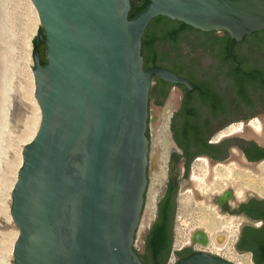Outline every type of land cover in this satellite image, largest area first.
I'll return each instance as SVG.
<instances>
[{
	"label": "water",
	"instance_id": "obj_1",
	"mask_svg": "<svg viewBox=\"0 0 264 264\" xmlns=\"http://www.w3.org/2000/svg\"><path fill=\"white\" fill-rule=\"evenodd\" d=\"M142 1L147 3L135 13L132 4L136 0H31L40 21L38 40L44 44L45 62L40 63L34 49L32 75L40 123L21 151L22 162L11 191L10 217L18 232L13 264H144L139 256L170 182L176 187L174 221L177 193L187 187L195 159L180 180L183 154L171 151L156 219L142 235L144 246L136 251L134 241L148 185V116L157 129L180 98L175 89L173 97L158 104L152 90L148 103L151 78L191 88L188 81L164 68L143 69L144 31L159 16L205 33L225 32L230 43L264 31V0ZM255 51L264 64V51ZM199 52H195L198 75L215 78L216 71L208 67L210 60ZM220 80V93L229 101L228 119L234 123L257 117L262 124L259 136L243 122L242 133L227 139L253 142L264 149V104L257 102L251 115L249 107L233 100L232 80ZM177 115L170 121L174 142V130L182 123ZM233 149L239 157L232 156ZM232 159L259 173L255 169L258 162L247 161L237 147L220 162ZM228 193L235 203L229 211H237L239 204L230 190L212 199L217 204ZM246 196L264 201L252 192ZM218 209L236 217L219 205ZM246 225L242 223L240 229ZM206 243L205 234L195 231L190 247L174 251L173 264H232L193 251L194 244Z\"/></svg>",
	"mask_w": 264,
	"mask_h": 264
},
{
	"label": "rangeland",
	"instance_id": "obj_2",
	"mask_svg": "<svg viewBox=\"0 0 264 264\" xmlns=\"http://www.w3.org/2000/svg\"><path fill=\"white\" fill-rule=\"evenodd\" d=\"M39 29L40 24L37 23L30 5H28L25 0H0V264H13L10 248L14 237L13 233L16 231V228L10 218V207L12 202L11 190L14 183L15 169H17L18 155H20L23 147L26 145V140L32 136L30 133H33L36 127L35 118L37 115L31 99V94H28V91L31 92V86L28 83V75L26 77L25 75L31 73L32 67L34 66L32 58V52L34 50L33 39L38 38ZM28 38L31 39L32 46L30 54L27 57V54L22 51V43L23 40L26 42ZM26 81L28 82L26 83ZM26 85L29 86L27 87ZM254 119L259 120L255 117L250 118L249 122L254 121V123L257 124V121ZM238 123L243 122L237 121L216 131L209 141L212 143L220 142V140H223L225 137L236 135V133H230V130L237 126ZM151 125V117L148 116V185L144 196V206L154 195L153 192H157L156 196L159 198L168 177L171 157V152L169 153L165 145L159 140L161 154L159 160L160 169L159 171L156 170V172L155 170L152 171L151 157L155 138L151 135ZM27 133H29L30 136ZM169 133L171 135V130ZM223 135L225 136L223 137ZM175 153L177 155H182L178 146H176ZM204 159L207 158L200 156L193 160L190 166L188 185L184 190L177 193L176 211L172 230V245L167 264L175 262L174 251H181L185 247H190L192 234H194L195 231L203 232L207 238V243L205 246L194 244L192 246L194 252L202 251L222 258L232 264H252L249 254H238L234 248L240 226L242 223L247 224V221L240 216L233 217L228 215V213L221 214L212 196H221L223 193L230 190L232 198L236 202L234 194L235 190H237L239 193L244 194L243 199L237 201V204L246 200L247 196L245 194L248 191L252 192L257 198L264 199V186L262 185L264 175L261 173L255 174L246 168L234 167L233 165L228 167L218 166L219 169L225 171V180L216 181L210 186L208 191L203 188L204 184L201 182V188H199V192L196 195L198 199L195 200L191 188H189L191 187L190 174L193 172L196 178L201 179L203 177ZM230 161L231 160L225 163H215L228 164ZM183 170L184 166L181 162L180 180L185 175ZM246 177L250 178L252 181H256V188L246 187L244 181V179H247ZM233 184H236L234 188ZM204 191H206L209 196L206 201H204L203 198ZM158 198L156 200L155 215ZM180 203L182 205H180ZM228 203L230 206L235 207V204H233L234 202L231 203L230 199ZM155 219L156 217L154 220ZM212 219L224 226L230 233L228 243L223 250L217 251L211 246L209 229H207V226ZM188 241L189 243H187ZM141 246H144V241ZM134 249L136 251L140 250V246L137 244V236H135Z\"/></svg>",
	"mask_w": 264,
	"mask_h": 264
},
{
	"label": "flooded vegetation",
	"instance_id": "obj_3",
	"mask_svg": "<svg viewBox=\"0 0 264 264\" xmlns=\"http://www.w3.org/2000/svg\"><path fill=\"white\" fill-rule=\"evenodd\" d=\"M142 3L143 1L139 4L132 5V7L135 8ZM157 18H163L169 21H162L160 23L157 21ZM179 26L178 21L170 20L162 16L156 17L150 22L143 33L141 41L143 69L164 68L172 72L174 75L188 81L191 88L187 89L185 85L172 84L158 77L152 76L151 81L153 86L149 90L148 103L151 101L150 93L152 90H155L156 92V103L158 104L163 100L165 103L170 92L173 89L177 90L180 95L179 104L172 113L171 119L178 114L176 117L181 119L182 123L180 127L178 126L177 130H174V134L181 131L182 126L186 123L185 121H188L191 125H198L199 131L208 136L207 144L216 147L215 157L210 156L201 149H192L191 154L193 155V158L191 161L200 156H206L216 162L224 161L229 155L230 149L232 147H237L247 161L251 163L261 162L264 158L258 160L255 158L260 154H263V152H257L253 146L257 145L253 142L247 141L242 144L236 140L227 139L228 137H225L224 140H220V142L212 143L209 141V138L214 132H216V130H220L233 122L227 117V104L229 101L225 99V96H223L219 90V83L221 82L220 78L222 77L227 80L225 70L228 71L234 69L238 75H242L243 70L255 72L256 76L252 78V83H245L247 102L242 101L236 93L235 88L232 86L234 92L233 100L249 107L251 115L254 114V109L252 108L257 102L264 104V64L261 61L258 52L255 51V49L264 51V31L254 32L251 35L244 36L239 42L232 41L230 43V38L225 32H202V34H197L187 30L175 35L176 38H174L173 31ZM39 43L40 47L37 49L38 53L40 52L39 57L41 55L42 58L45 59L44 44L42 42ZM198 50L200 51L199 54L201 57L205 56L210 60L208 67L213 68L216 71L215 78L210 77L208 74L198 75L197 69L199 71V64L195 56V52ZM223 56L225 57L223 58ZM178 68L184 69L181 74L175 73ZM188 75L191 79L186 77ZM198 83L206 85L207 88L214 93L212 97L226 102V107L224 108V114L222 116L214 118L215 116L210 113V107L203 104V101L205 100L202 96L197 94L193 88V84ZM203 109H206L207 113H204ZM192 111L197 113L195 119L192 116ZM243 122L248 123L249 120ZM175 144L178 146L176 141ZM178 148L183 154L182 149L179 146ZM182 163L184 166L183 173H187L189 166H187V161L184 157ZM229 198L230 194H225L221 199L217 200V204L221 208L227 209L229 213L235 214L236 216H243L246 219L247 225L240 229L236 240V250L241 254H249L251 263L256 264L255 254L259 251L258 246L259 244H264V201H254V198L249 196L248 199L238 205L237 211L230 212L229 208L235 207L229 205ZM174 201L173 198V202ZM195 240L200 242L198 239ZM240 244L242 249L238 248V245ZM178 255L184 257L188 254L182 255V253H179Z\"/></svg>",
	"mask_w": 264,
	"mask_h": 264
},
{
	"label": "trees",
	"instance_id": "obj_4",
	"mask_svg": "<svg viewBox=\"0 0 264 264\" xmlns=\"http://www.w3.org/2000/svg\"><path fill=\"white\" fill-rule=\"evenodd\" d=\"M142 0H136L132 5L139 4ZM143 1L142 6L135 7V13L139 12L143 6L146 4ZM133 14L130 15L132 17ZM158 22L169 21L163 18H157ZM179 27L173 31V37L178 35L183 31L190 30L197 34H202L201 31L195 30L181 22H179ZM41 31V28L39 29ZM201 32V33H200ZM259 35V34H258ZM39 40L37 38L33 39V48L38 49ZM226 51V49H225ZM40 53V52H39ZM225 56H223L224 58ZM45 59L40 55V63L43 64ZM183 68H178L175 71L176 74H181ZM256 76L255 72L243 70L242 75H238L234 69L226 71V79L232 80V86L235 88L236 93L242 99L243 102L246 101L245 95V83L251 82L252 78ZM258 76V75H257ZM187 78L191 77L188 75ZM194 91L203 97L205 101L203 104L210 107V113L218 118L224 114V108L226 107V102L218 100L213 96V92L207 88L206 85L198 83L193 84ZM210 96V97H207ZM208 98V99H207ZM192 116L195 119L197 113L192 111ZM182 126L181 131L175 134V141L177 145L183 151V157L187 161V166H189L193 155L191 154L192 149H201L208 153L210 156L215 157L216 147L207 144L208 136L199 131V126L196 124H189L188 121ZM191 123V122H190ZM257 152H263L260 154L256 160L264 158V150L253 145ZM175 195V185L170 182L165 200L159 205L158 217L154 224L152 225L150 232L146 239L145 251L143 255L139 256L140 260L144 264H166L171 251L172 245V230H173V212H174V202L173 198ZM259 251L255 254L256 264H264V244H259ZM238 248L242 249L241 244ZM179 253H177L178 255Z\"/></svg>",
	"mask_w": 264,
	"mask_h": 264
},
{
	"label": "bare ground",
	"instance_id": "obj_5",
	"mask_svg": "<svg viewBox=\"0 0 264 264\" xmlns=\"http://www.w3.org/2000/svg\"><path fill=\"white\" fill-rule=\"evenodd\" d=\"M25 1H26V3L28 5H30V7H31V9H32V11H33V13H34V15L36 17L37 23L40 24V21H39V18H38V14L36 12V9H35L34 5L31 2V0H25ZM24 41L25 40H23V43H22V51L25 52L27 54V57H28V55L30 54V51H31V46H32L31 45V39L28 38L26 40V42H24ZM28 70H27V72H28ZM26 76H27V78L29 80V82L26 81V83L28 82L30 84V86H31V92L28 91V94L29 93L31 94V99L33 101L34 108H35L36 115H37L36 118H35L36 119L35 130H34L33 133L29 132L32 136H30L29 133H27L30 136V138L28 137L29 138L28 140L25 139L26 140V144H27L28 142H30L34 138V136H35V134H36V132L38 130L39 123H40V111H39L38 105L36 104V101L34 99V79H33L32 72L29 73V74L27 73L25 75V77ZM174 92H175V89H173L170 92L168 98L173 97ZM172 113L173 112L169 113L166 118L162 119V121H161V123H160V125H159V127L157 129H154L152 127V125H151V132H152L151 135H152L153 138H155V144L153 145V151H152V157H151V165H152V171L155 170V172H156V170L159 171V169H160L159 168L160 167L159 166V160H160L161 154H160V146H159V142L158 141L161 140V142L165 145V147H166V149H167V151L169 153L172 150L176 151V146H175V144H174V142H173V140L171 138V135L169 133L170 132V130H169V124L170 123L169 122L171 120ZM254 120H256V119H254ZM256 121H257V124H255L254 121L248 122L247 127L250 129V131L254 135L259 136L260 134H262V124H261L260 120H256ZM242 129H243V123H238L237 126L233 127L230 130V133L239 134V133H242ZM224 136L225 135H223V137ZM18 156L19 157L17 159L18 160L17 161L18 162L17 163V169H15L16 171L14 173V183L16 182L17 172H18V169H19V167L21 165V162H22L21 153ZM232 156L239 157V154H238V152L236 150L233 149L232 150ZM203 165H204V175H203V177L201 179L200 178H196L195 174L193 172L190 174L191 187H189V188H191V191H192V193L194 195V199L195 200L198 199V197L196 195L199 192V188H201L200 187V183L201 182L204 184L203 188L206 191H208L210 186L213 183H215L216 181H220V180L224 181L225 180V178H226L225 177V171L222 170V169H219L218 166L228 167L230 165H233L234 167H243V168H246L247 170L251 171L247 167L242 166L238 161H236L234 159H232L230 161V163H228V164L211 163L209 160L204 159L203 160ZM255 169L259 173L264 175V161H261L260 163H257ZM251 172H253V171H251ZM255 174H257V173H255ZM246 178L247 179H244L246 187H248V188L249 187L256 188V184H255L256 181L253 180L254 181L253 182L250 178H248V177H246ZM238 181H239V178H238ZM238 181H237V183H238ZM14 183H13V186H14ZM236 184H233V188L236 186ZM262 185L264 186V181L262 182ZM254 188H252V189H254ZM206 191H204V193H203L204 201H206L208 199V197H209L208 193ZM248 192H250V191H248ZM153 193H154V195L151 197V199L148 202H146V204L144 206V209H143V212H142V215L140 217V221H139V224H138V227H137V230H136L137 244L139 246H141L142 243H143L142 235L145 234V230L147 231L149 229V227L151 226V222H153L154 218H155V206H156V200H157L158 197L156 196L157 192H153ZM234 195H235L236 202L237 201H241L243 199V197H244V194L239 193L237 190H235V194ZM11 201H12V199H11ZM233 204H235V203H233ZM180 205H182V204L180 203ZM207 229H209V239H210L212 248L214 250H217V251L223 250L225 248V246L227 245L228 240H229V235H230L229 231L224 226L220 225L217 221H215L213 219L210 220V224H208ZM16 231L13 233L14 237H13L12 245H11V248H10V253L11 254H12V250H13L15 239L17 238V233L18 232H16ZM187 243H189V241ZM12 258H13V254H12Z\"/></svg>",
	"mask_w": 264,
	"mask_h": 264
}]
</instances>
